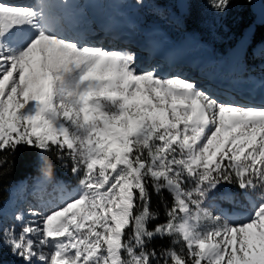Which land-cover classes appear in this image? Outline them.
Wrapping results in <instances>:
<instances>
[{
	"label": "snow or ice",
	"instance_id": "obj_1",
	"mask_svg": "<svg viewBox=\"0 0 264 264\" xmlns=\"http://www.w3.org/2000/svg\"><path fill=\"white\" fill-rule=\"evenodd\" d=\"M56 7L0 0V177L23 146L41 169L49 154L70 163L78 183L56 182L55 206L0 215V251L21 264H264V104L138 69L136 52L70 34ZM153 195L164 219L150 227Z\"/></svg>",
	"mask_w": 264,
	"mask_h": 264
},
{
	"label": "bare ground",
	"instance_id": "obj_2",
	"mask_svg": "<svg viewBox=\"0 0 264 264\" xmlns=\"http://www.w3.org/2000/svg\"><path fill=\"white\" fill-rule=\"evenodd\" d=\"M14 3H28L29 0H12ZM62 2L75 10L76 7H79L80 9L84 8L86 12H88L89 19H91V16H97V19L100 18V16L108 18V20L114 21L117 20L121 23L123 28L130 29L136 28V34H142V31L140 28L136 27L134 23H136V15H134V11L131 8V6L128 5V1L126 0H62ZM103 2V4H101ZM84 4L86 7H81V5ZM164 12V10H162ZM176 11V10H174ZM182 14V12H181ZM179 18V15H177ZM181 21V20H180ZM176 22V20H175ZM176 25H178V22H176ZM253 27V28H252ZM144 31L151 35L154 39V41L162 40L165 37H176V42L174 46L169 47L168 51L171 53H178L180 55L185 56H198L202 57V61L199 60L198 62H194L188 59L183 58L180 55H175L172 57V55H167L163 58H161L164 61V66L162 68L156 66L158 69V72L162 76H170V75H180L183 78H187L193 81L197 82V86L204 88V89H211L212 93L218 96V98L222 101H235L241 104H255V105H262L264 104V79L256 78L253 75H251L248 79L250 80L248 82L249 86H256L258 87V90L260 91V97L257 99L253 98H240L232 93H230L227 88L223 85H215L213 83V77L209 78L206 74L207 70H204L205 65H203V62L211 61L213 59V54L210 49L212 47L208 46V43L206 42V37L204 35H199V31H195L193 34L189 33L188 36L186 34L181 35L177 33V31L168 24V22H161L160 25L155 24L154 22L149 23V27L144 28ZM254 31V25L252 24L250 27H248L240 39L237 40L235 45L233 46L232 50L227 55V60L231 62L242 58V54L246 50V45L250 41L252 34ZM128 32V31H127ZM123 30H118L112 35L106 33V30L101 29L99 26H95L91 28L87 33H84L81 37L83 39H86L90 43H94L97 46H103L105 48H127L130 51H134L137 54H141V57H137L136 64L138 69L145 70L150 67L152 64V61H155L157 59V56L152 55L151 50H148L146 53L140 46L139 42L137 41L136 37L127 33ZM192 35V36H191ZM201 37L203 40L199 41V38ZM111 38L109 42H105V39ZM126 41L128 43H126ZM187 47H189L187 49ZM209 48V53L205 52V49ZM214 51H217V47L214 48ZM176 57V58H174ZM179 58V59H177ZM226 57H223L221 59V64L225 63V60H223ZM170 62L167 68H165V63ZM158 65V64H157ZM212 65V62L208 66ZM222 75L230 76V74H227L225 72H221ZM216 89V90H214ZM20 186V183H16L14 187L11 189L13 191L14 189L18 188L17 186ZM58 195L61 196V193ZM60 202V197L57 198L55 205H57ZM10 204V200H7V205Z\"/></svg>",
	"mask_w": 264,
	"mask_h": 264
},
{
	"label": "trees",
	"instance_id": "obj_3",
	"mask_svg": "<svg viewBox=\"0 0 264 264\" xmlns=\"http://www.w3.org/2000/svg\"><path fill=\"white\" fill-rule=\"evenodd\" d=\"M200 17L195 9H190L185 15L186 24L188 27L198 29L202 20ZM224 17V23L228 29H219V31L221 32L220 36L226 41L223 48L227 49L243 35L248 27L252 25L251 23L254 21V12L251 9V3H248L247 0H230L229 7L227 8ZM252 39L254 43L264 41V24H255ZM247 57L252 65H257V62L260 59L259 55H253V50L249 51ZM37 155V150L21 146L14 154L9 156L10 163L5 166L4 174L0 177V206L7 197V187L15 183L18 179H32L36 176L45 175V172L48 171L52 177H65L73 181L74 176L70 171V163L69 169H65L60 166V163L55 159L54 154H49L50 168L48 165H45L43 169H41L38 165ZM224 187L235 188L236 186L225 185ZM164 197L170 204L171 197L167 192L164 193ZM152 207L153 210L158 209L161 212V216L159 220L153 221L150 224V227L164 219L163 207L161 205L158 208V198L155 195H153L152 198ZM161 245L167 247L169 245V240H160L157 238L152 242V246L156 247L158 250ZM9 261H11L10 257L6 255L3 250L0 251V264H9Z\"/></svg>",
	"mask_w": 264,
	"mask_h": 264
},
{
	"label": "rangeland",
	"instance_id": "obj_4",
	"mask_svg": "<svg viewBox=\"0 0 264 264\" xmlns=\"http://www.w3.org/2000/svg\"><path fill=\"white\" fill-rule=\"evenodd\" d=\"M126 1H128V5L131 6V8L133 9L134 15L141 14L142 18L146 22L148 23L154 22L155 24L158 25H160L161 22H166V23L168 22V24L171 25L177 31V33L180 34V36L185 33L183 31L184 15L180 14L178 9H176L177 8L176 0H160L159 1L160 3H154L153 0H140V2H138V0L137 2L135 0H132L133 4L130 3V0H126ZM190 9L192 10L195 9L199 13V17L201 16L200 18L202 20L199 24L201 26L199 35H204L206 37V42L210 47L214 45L215 46L214 48L217 47V50H221V48L224 46V43L226 41L224 40L223 37L220 36L221 32L219 31V29H223V30L228 29L224 24L225 21L224 15L226 14V11L223 13L215 12L209 6V0H190ZM162 10H164V12ZM177 15H179V18ZM175 20L178 22V25H176ZM262 46L263 44H259L255 48V51L259 53V50ZM227 50H230V48H228ZM141 56H142L141 54L139 53L137 54L138 58ZM154 63L150 67L148 66L147 69L153 67ZM256 66L260 69V75L262 76L261 79H264V58L261 57V62L258 63V65ZM138 67H140V65H138ZM61 179H58L57 181L61 182ZM77 183H78V177L74 176L72 184L77 185ZM259 191L260 189H257V192L251 193V195L255 196ZM58 194H57V198L60 197V195ZM4 209L5 206L0 208V215H2L7 222L9 215L2 213ZM3 251L4 253H6V255L10 257L11 261H9V264H21V262L16 257H14L7 248H4Z\"/></svg>",
	"mask_w": 264,
	"mask_h": 264
},
{
	"label": "water",
	"instance_id": "obj_5",
	"mask_svg": "<svg viewBox=\"0 0 264 264\" xmlns=\"http://www.w3.org/2000/svg\"><path fill=\"white\" fill-rule=\"evenodd\" d=\"M177 6L183 13L188 9L189 0H177ZM251 8L255 12V22L264 24V0H253Z\"/></svg>",
	"mask_w": 264,
	"mask_h": 264
},
{
	"label": "built area",
	"instance_id": "obj_6",
	"mask_svg": "<svg viewBox=\"0 0 264 264\" xmlns=\"http://www.w3.org/2000/svg\"><path fill=\"white\" fill-rule=\"evenodd\" d=\"M213 195H215V194H213ZM218 203L222 206V202H219L218 201ZM223 207V206H222ZM224 208H227L228 209V207H224ZM234 210V209H233ZM233 210H231V211H233ZM235 210H239V209H235Z\"/></svg>",
	"mask_w": 264,
	"mask_h": 264
}]
</instances>
